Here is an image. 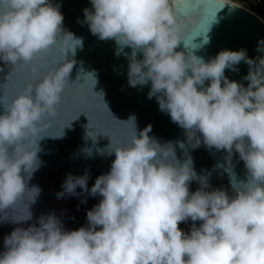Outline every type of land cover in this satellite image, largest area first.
Returning a JSON list of instances; mask_svg holds the SVG:
<instances>
[{
    "label": "clouds",
    "instance_id": "9594fccd",
    "mask_svg": "<svg viewBox=\"0 0 264 264\" xmlns=\"http://www.w3.org/2000/svg\"><path fill=\"white\" fill-rule=\"evenodd\" d=\"M225 4L230 11L240 9L230 0ZM90 5L78 22L98 39L115 41V54L128 60V84L150 83L148 98H156L185 140L161 143L149 135L151 124L137 135L131 116L125 122L130 142L97 149L115 153L110 170L90 188L89 170L69 173L56 193L58 199L100 197L87 210L86 225L67 229L49 212L22 226L32 220L29 204L41 191L29 187L44 164L41 140L62 138L69 126H60L58 135L46 131L70 85L83 38L64 27L56 0H0V61L13 70L27 66L33 76L44 72L10 102L0 96V213L29 202L20 214L0 215V222L18 225L4 237L0 264H264V38L255 57L244 48L223 49L206 60L198 51L210 43L208 21L215 17L209 16L207 0H90ZM202 31L203 40L193 43ZM241 62L248 66L247 85L225 75L226 69L237 72ZM81 77L96 83L94 71L81 68L77 81ZM93 133L87 136L95 140ZM201 145L223 153L214 169L228 175L231 195L211 185L210 171L195 169L190 150ZM84 151L92 156L91 148ZM237 155L244 179L234 170ZM193 182L199 186L190 191ZM189 220L186 232L179 225Z\"/></svg>",
    "mask_w": 264,
    "mask_h": 264
},
{
    "label": "water",
    "instance_id": "95a60500",
    "mask_svg": "<svg viewBox=\"0 0 264 264\" xmlns=\"http://www.w3.org/2000/svg\"><path fill=\"white\" fill-rule=\"evenodd\" d=\"M56 2L61 5L64 27L83 38V48L77 50L74 57L76 63L69 78L70 85L65 89L62 101L57 106V117L52 118V126L46 131L47 134L58 135L60 126L65 122H69V126L63 129L62 138L48 136L41 140L43 151L39 156L44 164L29 181V187L37 185L41 189L35 203L29 204L25 199L4 209L3 213H7L9 217L20 214L24 211V205L29 204L33 218L22 226L27 227L37 222L42 214L55 212L62 218L65 228L77 229L86 225V212L99 202L100 197L83 193L58 199L56 193L61 190L69 173L83 175L86 169L89 170L90 188L99 175L110 170L115 153L101 154L97 149H106L112 141L114 145L130 142V125L125 122L131 116L136 118L137 135L149 124L152 125L149 135L161 143L183 141L185 134L181 127L172 122L167 113L159 109L155 97L148 98L150 83L136 87L128 84V60L123 54L119 56L115 54V41L98 39L91 34L86 24L78 22V18L83 20L84 8L91 6L90 0H56ZM230 2L240 5V9L230 11L229 5L225 4L222 7L224 0H207L209 16L215 13V17L208 21L210 30L207 35L211 37L210 43L198 51V54L204 56L206 60L223 49L244 48L247 49L249 57L258 55L256 47L258 40L264 38V19L244 4L236 0ZM195 34L194 32L193 35ZM203 36L202 31L200 35L193 37V43L199 44ZM182 48L183 41L177 50ZM130 51V48L125 49V52ZM0 66L3 67V71H0V96L4 95L9 102L23 91L27 82L42 78L44 74L42 71L38 76H33L24 65H18L13 70V65L5 64L3 61H0ZM81 68L85 73L95 72L94 85L88 80L84 81L83 77L77 81ZM238 68L237 72L226 69L225 75L247 85L243 77L248 72V66L241 62ZM2 111L3 106L0 105V112ZM89 131H93V135L96 133L95 140L87 136ZM86 148L92 149L91 157L85 154ZM176 151L178 157L183 156L180 148L177 147ZM190 155L198 173L205 170L212 173L210 182L213 187L229 189V194H232L228 175H221L214 169L217 161L223 159L222 152L213 153L201 145L197 149L190 150ZM234 164L238 178L244 179L246 169L244 162L238 159V155L234 156ZM198 186L193 182L190 191H195ZM77 192H80L79 187ZM82 198L86 199L85 203H81ZM196 223L199 225L200 222ZM191 224L189 220L181 222L179 226L187 232ZM17 226L11 220L0 222V251H3L4 237Z\"/></svg>",
    "mask_w": 264,
    "mask_h": 264
},
{
    "label": "trees",
    "instance_id": "16d2710c",
    "mask_svg": "<svg viewBox=\"0 0 264 264\" xmlns=\"http://www.w3.org/2000/svg\"><path fill=\"white\" fill-rule=\"evenodd\" d=\"M241 3H246L250 6V8L257 12L259 15H261L264 18V7H262L258 2L255 0H236Z\"/></svg>",
    "mask_w": 264,
    "mask_h": 264
},
{
    "label": "rangeland",
    "instance_id": "374dc122",
    "mask_svg": "<svg viewBox=\"0 0 264 264\" xmlns=\"http://www.w3.org/2000/svg\"><path fill=\"white\" fill-rule=\"evenodd\" d=\"M256 2H258L262 7H264V0H255ZM241 3V2H240ZM244 4L246 7L250 8L249 5H247L246 3H242ZM251 9V8H250ZM257 13V12H256ZM258 14V13H257ZM259 15V14H258ZM260 17H262L261 15H259ZM263 18V17H262ZM264 19V18H263Z\"/></svg>",
    "mask_w": 264,
    "mask_h": 264
}]
</instances>
